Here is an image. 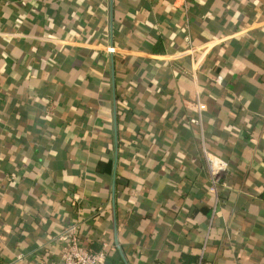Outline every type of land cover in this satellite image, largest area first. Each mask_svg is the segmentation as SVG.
<instances>
[{"label": "crops", "instance_id": "1", "mask_svg": "<svg viewBox=\"0 0 264 264\" xmlns=\"http://www.w3.org/2000/svg\"><path fill=\"white\" fill-rule=\"evenodd\" d=\"M263 192L264 0H0V264H264Z\"/></svg>", "mask_w": 264, "mask_h": 264}, {"label": "built area", "instance_id": "2", "mask_svg": "<svg viewBox=\"0 0 264 264\" xmlns=\"http://www.w3.org/2000/svg\"><path fill=\"white\" fill-rule=\"evenodd\" d=\"M185 41L189 42L186 37ZM106 52L109 54L115 53V48L112 46L106 47ZM198 64L193 65V70H197ZM214 82L217 84L222 83L221 76H216ZM206 110V104L203 103L198 93L195 97V113L196 117L191 118V124L201 126V114ZM207 175H208V191L214 196L215 204L218 201V189L222 185L223 179L228 172V163L221 157L202 149ZM215 209V207H214ZM58 239L64 243L62 248L60 260L58 262H37L33 264H104L106 254L108 253V246L103 245V248L98 253H91L79 244L77 235V225H70L64 229ZM10 264H30L24 261L22 255H17Z\"/></svg>", "mask_w": 264, "mask_h": 264}, {"label": "trees", "instance_id": "3", "mask_svg": "<svg viewBox=\"0 0 264 264\" xmlns=\"http://www.w3.org/2000/svg\"><path fill=\"white\" fill-rule=\"evenodd\" d=\"M261 196H262V198L264 199V192L262 193ZM87 250H88L89 252H91V253H95V252H96V251H94V250L92 251V250H90V249H87Z\"/></svg>", "mask_w": 264, "mask_h": 264}]
</instances>
